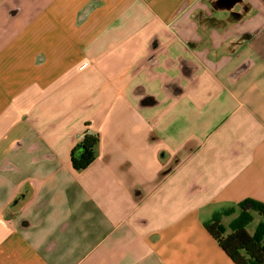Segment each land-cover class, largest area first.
Listing matches in <instances>:
<instances>
[{
  "label": "crops",
  "instance_id": "0c3cea01",
  "mask_svg": "<svg viewBox=\"0 0 264 264\" xmlns=\"http://www.w3.org/2000/svg\"><path fill=\"white\" fill-rule=\"evenodd\" d=\"M245 199L264 0H0V264H235L206 223Z\"/></svg>",
  "mask_w": 264,
  "mask_h": 264
},
{
  "label": "trees",
  "instance_id": "16d2710c",
  "mask_svg": "<svg viewBox=\"0 0 264 264\" xmlns=\"http://www.w3.org/2000/svg\"><path fill=\"white\" fill-rule=\"evenodd\" d=\"M99 143V136L86 131L71 153V160L76 170H83L95 159V148ZM243 211L239 226L227 231L221 222V214L217 213L206 223L211 235L217 240L221 248L235 264H264V203L245 199L239 203ZM255 209L263 217L255 234H251L245 227V221L250 216L247 211Z\"/></svg>",
  "mask_w": 264,
  "mask_h": 264
},
{
  "label": "rangeland",
  "instance_id": "374dc122",
  "mask_svg": "<svg viewBox=\"0 0 264 264\" xmlns=\"http://www.w3.org/2000/svg\"><path fill=\"white\" fill-rule=\"evenodd\" d=\"M255 225H256V221H254L252 224H250V229L254 228Z\"/></svg>",
  "mask_w": 264,
  "mask_h": 264
}]
</instances>
